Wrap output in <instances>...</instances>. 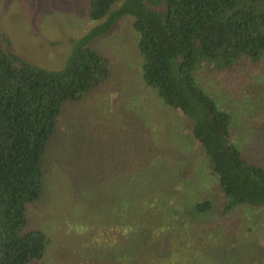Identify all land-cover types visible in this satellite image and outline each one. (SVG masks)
Segmentation results:
<instances>
[{
  "label": "rangeland",
  "instance_id": "1",
  "mask_svg": "<svg viewBox=\"0 0 264 264\" xmlns=\"http://www.w3.org/2000/svg\"><path fill=\"white\" fill-rule=\"evenodd\" d=\"M89 1L0 0V41L34 66L62 70L74 42L108 20L90 21ZM133 24L132 17H122L110 32L90 42L108 58L112 76L82 102L64 106L46 150L44 195L28 206V228L42 230L48 239L43 260L31 264H114L105 254L117 230L104 227L108 214L103 218L101 209L94 211L105 204L104 195L100 199L91 193L115 181L128 184L129 172L136 174L130 182L133 190L165 183L180 210L195 200L213 201L203 221L189 226L191 231L187 227L198 241L192 250L205 247L198 255L188 251L196 264H264V209L226 210L191 120L144 85ZM195 78L230 115L232 141L244 159L264 167V57L232 71L200 68Z\"/></svg>",
  "mask_w": 264,
  "mask_h": 264
},
{
  "label": "trees",
  "instance_id": "2",
  "mask_svg": "<svg viewBox=\"0 0 264 264\" xmlns=\"http://www.w3.org/2000/svg\"><path fill=\"white\" fill-rule=\"evenodd\" d=\"M88 6L90 21L108 20L74 42L62 70L34 66L0 41V264L43 260L47 235L28 228L27 212L44 195L48 144L65 104L82 102L111 78L108 58L90 42L126 16L134 19L139 37L144 85L191 120L192 134L226 198V210L264 209V167L244 159L232 141L230 115L195 78L200 68L232 71L264 57V0H90ZM135 175L128 173V184L115 181L91 193L104 195L105 204L94 211L101 209L103 218L108 214L104 227L117 230L105 257L114 264H196L194 253L188 255L198 242L190 227L213 210V201L195 200L180 210L165 183L133 190ZM204 248L193 252L198 255Z\"/></svg>",
  "mask_w": 264,
  "mask_h": 264
}]
</instances>
